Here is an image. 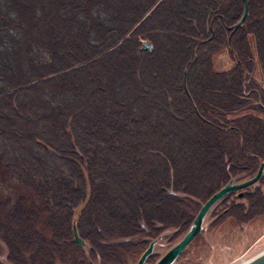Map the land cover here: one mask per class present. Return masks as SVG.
Returning <instances> with one entry per match:
<instances>
[{"label": "trees", "instance_id": "obj_1", "mask_svg": "<svg viewBox=\"0 0 264 264\" xmlns=\"http://www.w3.org/2000/svg\"><path fill=\"white\" fill-rule=\"evenodd\" d=\"M248 5L236 28L242 0H0V173L34 197L0 194V264H130L166 233L181 240L227 184L257 175L264 0ZM42 27L64 32L35 35ZM23 50L29 62L16 67ZM224 52L233 66L219 71ZM127 60L132 83L106 69ZM43 89L61 98L34 100ZM220 212L264 224V176L209 217Z\"/></svg>", "mask_w": 264, "mask_h": 264}, {"label": "rangeland", "instance_id": "obj_2", "mask_svg": "<svg viewBox=\"0 0 264 264\" xmlns=\"http://www.w3.org/2000/svg\"><path fill=\"white\" fill-rule=\"evenodd\" d=\"M127 0H116V6L118 8L122 7ZM50 9V8H49ZM61 14V13H60ZM66 13L63 12V15ZM58 15V14H57ZM62 15V14H61ZM55 16V15H54ZM35 21H33L34 23ZM56 26V25H55ZM46 27H42L41 29H36L35 35H41L43 33H49L50 35H56L57 31L64 32L63 29L59 28V30H48ZM146 43V41H144ZM147 44V43H146ZM22 48L24 49V44L22 45ZM23 58L25 59V62L22 63L19 61H16L15 66L16 67H22L25 68L29 62V56L26 53L25 50H23ZM9 61L5 62L4 64L8 63ZM21 62V63H20ZM128 60L120 63L118 61H115L112 65H108L106 67L107 70H111L114 72L115 75H117V78H119L120 75V81H123L124 83H129L131 79L125 80L124 75L121 74V66L128 65ZM3 63V62H1ZM233 66V63L230 59V56L227 52H224L223 54L219 55L215 60V67L219 71L228 70ZM155 66H151L144 70V81L145 83H150L148 75L153 70H155ZM104 69V70H106ZM98 71H103L99 67L97 68ZM256 79H258L259 83L264 87V80L262 78V75L260 73L259 68L256 70ZM74 80H78L82 83L87 82L88 78L86 76H82L79 78L76 75L72 76ZM132 83V82H130ZM97 86V85H96ZM134 86V83H133ZM141 86V85H140ZM142 87V86H141ZM76 93V92H75ZM133 93L136 95L139 92L138 85L135 84V87L133 88ZM25 99H29L30 96L24 97ZM32 98L38 99V98H49L53 104L61 98L59 95H49L45 89L41 90V92L38 94V96H33ZM42 111V110H41ZM40 112L31 113L28 115L30 118H38ZM86 121H89L87 116L81 117V123H84ZM16 132L15 134H21L26 130V126H24L21 123L15 124ZM175 134L178 135V130H174ZM14 140V139H13ZM10 144L12 147L15 148V151H20V144L17 141H10ZM0 194H6L7 196H10V198L15 201L21 196H27L28 198H34L32 193L27 191L26 189L21 188L15 183L14 180L6 179L5 175L0 173ZM222 209L217 208L216 211H221ZM80 211V210H79ZM227 212H220L216 219L215 217H208L204 223V230L202 231L201 235L197 237L187 248L185 253L182 255L180 259L175 264H244L245 262H249L262 253H264V224L263 223H255L252 225H241L234 221L233 219H226L224 218V215ZM221 220V224H217L216 228H213L210 230L211 224L215 223L217 220ZM172 233V231H170ZM168 233L164 234L161 238L162 244H159V247L156 250V253L158 255H163L168 247L171 245L168 242ZM167 237V238H165ZM174 245L176 242H172ZM5 261V256L0 255V262Z\"/></svg>", "mask_w": 264, "mask_h": 264}, {"label": "water", "instance_id": "obj_3", "mask_svg": "<svg viewBox=\"0 0 264 264\" xmlns=\"http://www.w3.org/2000/svg\"><path fill=\"white\" fill-rule=\"evenodd\" d=\"M244 3V13L236 25V28H239L243 25L245 20L247 19L249 13V5L248 0H242ZM148 46L146 44L143 45V49H147ZM264 176V163L261 164V167L257 173V175L251 178L248 181L239 184H233L230 182L223 189L215 193L201 208L198 215L196 216L193 226L188 231V233L184 236V238L177 243L174 247H172L156 264H174L176 260L184 253L187 247L194 241V239L202 232L204 220L212 208L224 197L233 192H240L244 189L254 186L257 184L261 178ZM239 197L242 198L243 194H239ZM74 233L76 235V242L78 244H83V240L77 236L76 228H74ZM155 243H152L151 246L147 249V251L142 255L138 264H145L147 258L153 253ZM247 264H264V253L251 260Z\"/></svg>", "mask_w": 264, "mask_h": 264}, {"label": "flooded vegetation", "instance_id": "obj_4", "mask_svg": "<svg viewBox=\"0 0 264 264\" xmlns=\"http://www.w3.org/2000/svg\"><path fill=\"white\" fill-rule=\"evenodd\" d=\"M158 247H159V246H158ZM156 249H157V246H156L155 250H156ZM155 250H154V253L152 254V256H149L148 259L145 261V264H155V262H154V261H155V256L158 255L157 253H155ZM168 250H169V249H168ZM168 250H167V251H168ZM167 251H166V252H167ZM166 252H165V253H166ZM165 253H164V254H165ZM164 254H163L162 256H164ZM162 256H161V257H162ZM138 262H139V259H138V260H135V261H132L130 264H138ZM88 263H89V264H94L93 260L89 261ZM73 264H74V263H73Z\"/></svg>", "mask_w": 264, "mask_h": 264}, {"label": "bare ground", "instance_id": "obj_5", "mask_svg": "<svg viewBox=\"0 0 264 264\" xmlns=\"http://www.w3.org/2000/svg\"><path fill=\"white\" fill-rule=\"evenodd\" d=\"M250 262V261H249ZM248 262H245L244 264H247Z\"/></svg>", "mask_w": 264, "mask_h": 264}]
</instances>
